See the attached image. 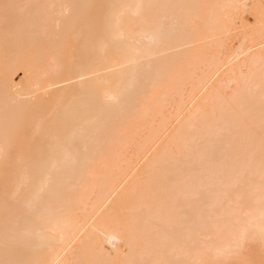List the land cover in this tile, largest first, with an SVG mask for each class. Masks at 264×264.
Listing matches in <instances>:
<instances>
[{"label":"bare ground","instance_id":"6f19581e","mask_svg":"<svg viewBox=\"0 0 264 264\" xmlns=\"http://www.w3.org/2000/svg\"><path fill=\"white\" fill-rule=\"evenodd\" d=\"M0 264H264V0H0Z\"/></svg>","mask_w":264,"mask_h":264}]
</instances>
